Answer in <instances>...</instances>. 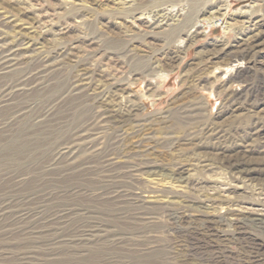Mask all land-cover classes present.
<instances>
[{
  "label": "rangeland",
  "instance_id": "1",
  "mask_svg": "<svg viewBox=\"0 0 264 264\" xmlns=\"http://www.w3.org/2000/svg\"><path fill=\"white\" fill-rule=\"evenodd\" d=\"M0 36L13 71L51 66L45 87L12 88L0 103L18 110L0 125V264H196L201 253L205 264H252L249 238L264 264V0H0ZM72 79L93 100L43 119ZM95 109L107 127L65 155ZM112 132L113 167L149 165L126 191L141 216L100 199L99 169L83 170ZM26 205L39 221H16ZM204 218L219 250L191 251Z\"/></svg>",
  "mask_w": 264,
  "mask_h": 264
},
{
  "label": "bare ground",
  "instance_id": "2",
  "mask_svg": "<svg viewBox=\"0 0 264 264\" xmlns=\"http://www.w3.org/2000/svg\"><path fill=\"white\" fill-rule=\"evenodd\" d=\"M171 6L173 7V5H171ZM158 8H159V6L155 8L156 13H158ZM165 9H166V7L163 8V9H161V11H162V14H165L166 15V13H164V11H163ZM176 13L177 12H173V14H171V16L172 15H175ZM190 20H191V18H189L187 16L185 18L184 22L182 23V25L184 24L186 26V24H188L190 22ZM2 40L3 39L0 36V42ZM13 51H15V49H12V46L11 45L5 44L3 42L0 43V70L10 69V70L5 71V72H10V73L5 74L2 77V79H0V103H2L6 99L5 96L8 93V90L10 91L12 88L18 87V89H24L25 87H27L28 85H31L33 83L34 84H37V85H40V88H43V87H45L48 84L49 79L51 80V78L47 77V74H48L47 71H49V67H51V66H50V64H46L45 63L46 62L45 60L37 61V62L33 63L32 65H29V66L25 67L23 70H20L18 72L17 71H13V68L12 67L17 66V64L19 65V59L18 58H15L16 53L14 54ZM77 81H78L77 79H72V81H70L68 83L67 82H62V83H60V84L57 85L58 88H60L61 93H60L59 97H57L56 99H54V100L51 101L52 103H49V105H46V107L43 109L42 113H39V114H42V116H43L42 118L43 119H46V117H51L53 114L58 113L60 111V107L62 106V104L65 103L68 99H70V100H76V99H79L80 98L79 99L80 101L81 100H84V101L85 100L86 101L93 100L92 97L86 98L87 97V94L84 92V89L81 87V85L80 84H77ZM2 93H4V94H2ZM105 110L106 109H95L93 112H91L89 119H92V120L91 121L88 120L90 122V124H88L89 127L86 126L88 128L87 129H84L85 131H83L82 134L78 135L79 134L78 133L75 136H72L73 138L68 139V141L66 140V141L63 142L65 144L61 148H63V150L65 149V155L68 152H70L71 149L77 147L76 146L77 141H78L77 139H79V138H81V139L89 138V136H91V134L101 133V131L105 127H107L105 125V122L107 121L106 120L107 115L105 113ZM17 113H18V110L17 109H14L13 107H6V108L2 109L0 111V114H1L0 125L3 124V123H5L4 119H6V116L7 115H9V114H17ZM2 114H4V115H2ZM52 119L53 118L51 117V121H52ZM11 122L12 121H10L8 123H11ZM82 127H84V126H82ZM1 128H3V127H1ZM73 129H75V128H73ZM88 141H91V138L88 139ZM119 145H120V137H119V135H117V134H115L113 132H112V134H109V136L107 137V140H105L103 143H101V144L98 143V144H95L93 146L91 145V147H92L91 148V151L88 152V155H86V157H84V159H83V162H86V164H87V165L84 166L83 170L84 171H87V173H88V172H91L92 170L94 172V171H97V169H99V171H100L99 178L100 179L99 178L98 179L100 180V185H98V189H99L98 190L99 191L98 192L99 193L98 194V197L100 199L101 198L104 199L105 200L104 202H107V204L109 203V205L115 206V207H117L119 209L121 208L120 211L123 210V209H126V208H124L125 205H128V206L131 205L132 206L131 207L132 208L131 210L134 211L133 214L134 215H140L141 216L142 211H143V207L138 202V200H137L138 197H136L134 194L128 193L126 191H129L130 190V189H127V187H129L131 185V183H133L135 181V178H133V171H136L137 170L136 169V166L142 165L144 167V166H149V165L147 164L146 161H144V160L141 161L140 160V161L135 162L134 164L132 163V164L125 165V166L113 167V164H114L113 157H114L115 154H117V152H118L117 147ZM56 154H57V152H56ZM62 154H64V151H62L61 155ZM88 162L90 164H88ZM93 162H95V163H93ZM64 167H62V168H64ZM87 178H88V176H87ZM87 178H85V179H87ZM81 181H82V179H81ZM97 184H98V182H97ZM42 202L43 201H41V200H39L38 202H36V203H38L37 204V207H39L40 206L39 204L42 203ZM29 205L31 206L32 204H29ZM26 206H25L24 210H20V211H23L21 214H19V215L17 214L18 216L16 215L17 216L16 217V221L17 222L30 223V221H31L30 218H33L34 219V221H32L34 223L37 222V220L39 221L40 217H39V219H37L36 217H33L36 213L34 212L35 214L34 215L33 214L31 215L30 212H33V210H31V207H28V206L26 207ZM5 208H8V207H5ZM41 209L43 210L44 208H41ZM37 212H39V211H37ZM59 215H60V217L63 216V215H61V213ZM62 219H64V218H62ZM59 221H60V219H59ZM214 222L215 221L212 220V219L204 218L203 221H202V223L200 224V225H202L201 228H197V230H191L190 231V234H189L190 235L189 236V240H190L189 246L192 249L191 251H194V248H197L198 245H200V247H201L202 244H199L200 241H202L203 244L206 245V247L208 248V250L209 249L210 250H213V249L216 250V249H218V246H219V236L216 235V233L214 232V229H213L214 228ZM260 223H264V222L263 221H260ZM260 223H259V225H261ZM43 224H44V222H43ZM263 227H264V224H263ZM61 228H62V226H61ZM20 229H21V227H20ZM49 229L53 230L52 228H49ZM65 229H66V226H65ZM31 230H33V229H31ZM71 231L73 232V230H71ZM36 232H39V231H36ZM86 234H87V232H86ZM56 236H57V234H56ZM64 236H66V234ZM72 241H73V239H72ZM113 241H115V240H113ZM245 242L247 244V245L245 244V247L248 248V249H247V259H244L245 260L244 262L249 261L252 264H262V260H261V257H260L261 256V252H260L261 244L259 242L254 241L252 238H249ZM60 244H62V243H60ZM250 244H253L254 245L255 251H251L249 249V248H251V245ZM211 252H213V251H211ZM218 253H220V252H218ZM199 256H200V261L197 262L196 264H205V260H204V256L205 255L203 253H201Z\"/></svg>",
  "mask_w": 264,
  "mask_h": 264
}]
</instances>
